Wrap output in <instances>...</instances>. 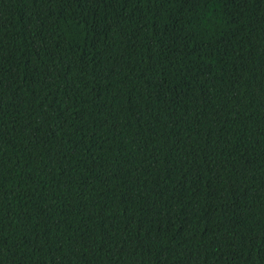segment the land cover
<instances>
[{
	"label": "trees",
	"instance_id": "1",
	"mask_svg": "<svg viewBox=\"0 0 264 264\" xmlns=\"http://www.w3.org/2000/svg\"><path fill=\"white\" fill-rule=\"evenodd\" d=\"M0 264H264V0H0Z\"/></svg>",
	"mask_w": 264,
	"mask_h": 264
}]
</instances>
